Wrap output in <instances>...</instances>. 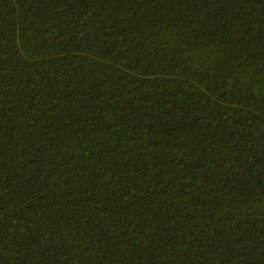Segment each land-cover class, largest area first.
Segmentation results:
<instances>
[{"label": "trees", "instance_id": "16d2710c", "mask_svg": "<svg viewBox=\"0 0 264 264\" xmlns=\"http://www.w3.org/2000/svg\"><path fill=\"white\" fill-rule=\"evenodd\" d=\"M0 264H264V0H0Z\"/></svg>", "mask_w": 264, "mask_h": 264}]
</instances>
